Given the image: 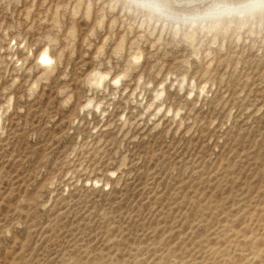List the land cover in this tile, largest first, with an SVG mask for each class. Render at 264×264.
I'll return each mask as SVG.
<instances>
[{"label": "rangeland", "instance_id": "rangeland-1", "mask_svg": "<svg viewBox=\"0 0 264 264\" xmlns=\"http://www.w3.org/2000/svg\"><path fill=\"white\" fill-rule=\"evenodd\" d=\"M0 264H264V7L0 0Z\"/></svg>", "mask_w": 264, "mask_h": 264}, {"label": "bare ground", "instance_id": "bare-ground-1", "mask_svg": "<svg viewBox=\"0 0 264 264\" xmlns=\"http://www.w3.org/2000/svg\"><path fill=\"white\" fill-rule=\"evenodd\" d=\"M133 6L143 7L161 18L175 22L193 17L208 16L217 13H244L257 7H264V0H126ZM124 2V1H123ZM133 8V7H131ZM185 9V10H184ZM186 12V13H185ZM224 17V16H223ZM157 19V17H156ZM165 22V21H164ZM41 54L42 62L49 65L51 60L47 50ZM101 76L94 81L99 83Z\"/></svg>", "mask_w": 264, "mask_h": 264}]
</instances>
